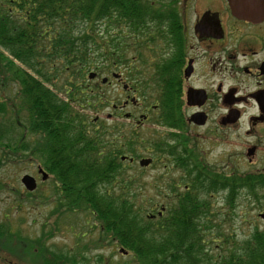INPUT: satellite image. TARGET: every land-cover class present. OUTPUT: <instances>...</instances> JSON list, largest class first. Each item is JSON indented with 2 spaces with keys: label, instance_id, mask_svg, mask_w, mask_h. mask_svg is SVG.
<instances>
[{
  "label": "trees",
  "instance_id": "trees-1",
  "mask_svg": "<svg viewBox=\"0 0 264 264\" xmlns=\"http://www.w3.org/2000/svg\"><path fill=\"white\" fill-rule=\"evenodd\" d=\"M129 13L140 17L137 10L128 8V0H0V70L5 76L11 73L9 79L20 91L16 97L21 96L20 102L11 101L14 117L6 122L9 130L0 122V130L5 127L7 131L0 133V148H9L18 159L21 157L13 151L18 144L25 151L39 149V159L61 184V195L67 202L61 206L69 213L97 220L95 229L100 241L109 238V242L116 240L125 247L129 253L121 264H264V229L259 227L242 241L221 242L217 256L206 247L208 234L217 228L211 220L207 198L224 191L226 203L232 206L245 189L260 203L264 198V171L228 175L212 171L207 182L205 171L193 175L184 164L188 175L194 177L195 186L182 191L174 189L180 198L168 207L166 214L148 218L145 214L158 208L151 210L132 191L134 182L124 175L129 167L119 158L122 148L117 146L113 153L109 140L106 149L101 150L105 137L88 130L84 106L101 108L109 101L107 93L101 91L97 95L91 90L87 79L93 70L108 72L115 53L121 54L120 61L124 60L129 44L127 32L138 30V20L126 19ZM87 18L90 24L104 18L117 23L120 39H97L95 30L80 27ZM2 49H8L13 58ZM98 53H102L101 57H96ZM61 89L65 98L58 95ZM8 110L7 103L0 102V115ZM22 110L26 111L24 118L18 114ZM21 132L30 133V140L23 138ZM105 136H109L108 131ZM152 144L159 146L156 140ZM118 178L123 179L121 185ZM219 236L224 238L221 232L216 235ZM99 254V260L92 263L85 258V264H106ZM64 257L69 255H52V264ZM72 262L76 264V260Z\"/></svg>",
  "mask_w": 264,
  "mask_h": 264
},
{
  "label": "flooded vegetation",
  "instance_id": "flooded-vegetation-1",
  "mask_svg": "<svg viewBox=\"0 0 264 264\" xmlns=\"http://www.w3.org/2000/svg\"><path fill=\"white\" fill-rule=\"evenodd\" d=\"M131 2L138 9H133ZM128 8L140 14L136 18L129 13L126 18L129 22L138 20L136 25L128 23L138 29L130 31L128 39L146 46L139 45L141 54L132 56L124 67L114 62L108 73L95 71L87 79L97 94L103 87H111L107 104L112 109L108 113V120L113 122L111 151L115 153L117 146L122 148L119 158L124 165H132L140 157L130 153V140L137 132H125L126 125L116 120L122 117L137 127H161V135H154L156 138H142L145 147L150 148L149 154L139 160L152 159L140 166L144 169L154 163L161 165L167 188L179 189L182 183L183 190L195 186L185 165L193 175L205 171L207 182L212 171L227 174L212 166L210 158L215 148H219L221 157L236 156L231 174H242L239 168L246 159L250 164L255 159L264 161V0H128ZM93 123L98 130L105 125L98 118ZM117 127L121 129L119 136L115 135ZM116 137L122 139L120 145ZM155 140L157 148L152 144ZM34 152L30 149L28 155L35 156ZM39 163L38 174L33 175L36 187L26 192L33 195L41 191L40 184L45 182L44 191L51 195L48 204L55 205L50 209V218H71L74 213L61 206L67 204L61 184L48 166ZM175 170L177 176L172 175ZM253 171L263 172L264 168ZM42 172L47 174L45 180ZM179 198L178 193L174 197L163 194L162 201L167 202L161 203V217ZM9 218L5 213L0 219V264H52V251L45 247L41 253L40 245L22 243L24 240L12 231L14 224L12 228L7 226ZM85 232L80 239L99 236ZM73 236L78 238L77 234ZM79 241L83 243L78 239L76 244ZM104 243L99 240L96 244Z\"/></svg>",
  "mask_w": 264,
  "mask_h": 264
},
{
  "label": "rangeland",
  "instance_id": "rangeland-1",
  "mask_svg": "<svg viewBox=\"0 0 264 264\" xmlns=\"http://www.w3.org/2000/svg\"><path fill=\"white\" fill-rule=\"evenodd\" d=\"M87 20L88 18L86 19V22L80 24V27L82 29L95 30L97 39L104 41L107 40L109 42L112 40L117 41L118 39H120L121 33L119 32V29L115 27V25L112 24L109 20L106 21L105 18L100 19L96 24H94L93 22H91L90 24ZM131 42L135 43L137 41H129L125 60L122 62L123 65L128 63L129 59L132 56L140 53L141 50H139V45H141L142 47L146 46V44L137 43L136 45L132 44ZM135 45L138 46L137 49L133 48ZM2 51L9 57L13 58L8 49H2ZM101 54L102 53L96 54V57H101ZM114 56L112 57L114 58ZM16 61L19 65L25 67L18 60ZM28 70L34 76H37L34 70ZM0 74V102H6L9 109L4 116L0 115V122H3L6 129L9 130V124L6 122L12 120L14 117L13 113H11L10 111V106L12 104L11 101L14 100L18 103L20 102L21 96L19 95L18 97H16L20 91L17 92V84L9 79L11 73L8 76H5L4 72L0 70ZM46 84L57 92V89H55L50 83ZM103 88V91L107 93V97L111 99V95H109L111 87H109L108 85L106 88ZM120 91H122L121 88ZM112 94L119 95L118 93L114 92H112ZM58 95L61 98L66 97L63 89H61V92H58ZM123 95L124 94H122V96ZM82 111L88 117V120L98 118L101 119L102 123L105 124L102 126L101 130H98L96 128V125L92 124V121H87L88 130L90 132H96L105 137L104 143L103 145H101L103 148L100 147L101 150H105V145L111 138L110 130L113 122L108 120V113L111 112L112 109L109 107V105L101 108H93L91 105H88L84 106V109H82ZM18 114L21 118H24L26 111H18ZM137 116H139V114H137ZM116 120L121 125H126L127 130L125 132H130L131 130H136L137 132L136 137L134 135L132 136L131 145H133L135 150H132V152L130 153H132L133 155H138L140 157L148 155L150 146L145 147L142 138L153 139L156 138L154 137V135H161V127L157 125L145 126L141 128L135 126L134 124H131L127 119H124L122 117H118V119ZM23 126L25 125L23 124ZM5 127L4 129L0 130V133L7 132L5 130ZM13 128L15 129V127ZM107 131L109 133V136H105V133ZM15 133L19 134V131L15 130ZM21 133L24 134L23 138H28V140H30V133L29 135L28 132L27 135L24 132ZM120 134L121 129L117 127L115 135L119 136ZM115 141L120 144L122 142V139L116 137ZM20 146L21 145L18 144L16 146V149H13V151L15 150L16 153H21V155L19 156L21 157L20 159L12 155L9 148H0V219L5 213L10 215L8 221L14 224L12 231L16 233V236L19 239L24 240L22 241V243L30 246L32 244V247H34V245L45 246L52 251L53 255L61 252L67 253L69 255V258H59L58 264H71L73 263L72 260H76V264H85L88 260L94 263L99 260V253L102 254L104 263L106 264H115V262L120 263L122 260H124L125 255L120 252V247L123 246H120L116 240H114V243L111 244V241L109 242L108 238V240H105L104 244L97 245L96 243L99 240V236L97 238L94 237L93 240H87L90 238L86 236L85 238L79 239L83 240V243L79 241V245L76 244L78 238H75L73 236V234L76 235V230L82 232L88 231L89 233H94L96 235L99 234L98 229L93 230L96 226L97 221L92 216H84L82 214L75 213L71 216V218L67 220L61 219L59 223V227L61 229L58 230L59 232L54 231L56 217L50 218V212L55 205L48 204V199L51 197V195L49 192L44 191L47 184L45 182L40 184L42 181L39 178L38 181L40 182V186H42V190L37 191L33 195H30L28 192H26L27 189L21 181L22 176L26 173H33L32 175L38 174L37 166L38 164H40L39 162H41V160L39 159V157L41 156V152L39 149H37L34 152V155L36 157L29 156L28 151L21 149ZM218 149L219 148L214 149L212 157L210 158L212 166H215L218 170L227 171V175L231 174V166L236 165V156L227 155L221 157L217 153ZM138 160L135 161L132 165L128 166L129 168L124 175L126 178H128L129 181L134 182L132 191L138 197L144 199L145 206L149 207L151 210H153L154 207L157 206L158 209L154 211L155 213H157L161 207V203L165 204L167 202L162 201L163 194H167L169 197H174V188H167L164 186V182L162 180V176L164 173L161 165H159L158 163H154L150 168L144 169L140 167ZM32 162L34 164H32ZM42 164L44 165L43 162ZM260 167L264 168V161L255 159V162L253 164H250L246 159L239 169L241 173H245L253 172V170H257V168ZM172 175L177 176V171L175 170ZM180 176L183 177L182 172L180 173ZM118 181H120L121 185V181H123V179L118 178ZM49 185H52V182L49 183ZM157 185L162 187L157 188ZM114 186L117 188V185H115V183ZM182 187H184V183H182L181 187L176 190L182 191ZM240 192L241 194H239L238 198L235 199V201L232 203V206L228 204V202L226 203L224 191L214 193V195L207 198L211 207H209L212 215L211 220L213 223H216L217 228L211 229V232L208 234L207 239L210 241H208L209 244H207L206 247L209 252L211 254H214L215 256H217L218 252L220 251L219 248L221 247H219L218 245L221 242L224 243L228 239H230V241L233 240L235 242H239L247 238L249 234H252L256 227L264 229V217H262L260 214L264 212V198H261L260 203H258L257 201H254V198L248 194V190L243 189ZM261 195L262 194H260V196ZM20 204L23 205L21 208H17L15 206ZM148 214L149 213H146L145 216L147 217ZM46 222H48L49 224L47 225ZM220 232L224 234V238H220V236L218 238L216 237V235H218ZM49 233L54 234L50 237H47ZM6 239L8 238H5L3 240ZM212 240H214L215 242H212ZM86 245H89V247L86 248ZM85 258H87L86 261Z\"/></svg>",
  "mask_w": 264,
  "mask_h": 264
},
{
  "label": "water",
  "instance_id": "water-1",
  "mask_svg": "<svg viewBox=\"0 0 264 264\" xmlns=\"http://www.w3.org/2000/svg\"><path fill=\"white\" fill-rule=\"evenodd\" d=\"M93 75V73L91 74V76ZM251 154V153H250ZM124 158V157H123ZM152 161V159H142L140 161L141 165H148L150 162ZM46 173L44 172V177L46 178ZM23 183L26 185V187L30 190H33L36 187V181L34 179V177H32L29 174H25L22 178ZM262 217H264V214H262Z\"/></svg>",
  "mask_w": 264,
  "mask_h": 264
},
{
  "label": "bare ground",
  "instance_id": "bare-ground-1",
  "mask_svg": "<svg viewBox=\"0 0 264 264\" xmlns=\"http://www.w3.org/2000/svg\"><path fill=\"white\" fill-rule=\"evenodd\" d=\"M6 223L8 224L7 226H11L13 223L9 222L8 220L6 221Z\"/></svg>",
  "mask_w": 264,
  "mask_h": 264
}]
</instances>
